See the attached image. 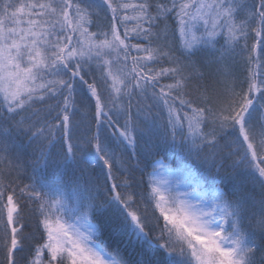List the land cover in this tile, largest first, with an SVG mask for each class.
I'll return each mask as SVG.
<instances>
[{"label":"snow or ice","instance_id":"6c2138e0","mask_svg":"<svg viewBox=\"0 0 264 264\" xmlns=\"http://www.w3.org/2000/svg\"><path fill=\"white\" fill-rule=\"evenodd\" d=\"M0 264H264V0H0Z\"/></svg>","mask_w":264,"mask_h":264},{"label":"rangeland","instance_id":"374dc122","mask_svg":"<svg viewBox=\"0 0 264 264\" xmlns=\"http://www.w3.org/2000/svg\"><path fill=\"white\" fill-rule=\"evenodd\" d=\"M160 178L164 179V180H171L172 179L170 176H168L166 174L164 176L160 177Z\"/></svg>","mask_w":264,"mask_h":264},{"label":"trees","instance_id":"16d2710c","mask_svg":"<svg viewBox=\"0 0 264 264\" xmlns=\"http://www.w3.org/2000/svg\"><path fill=\"white\" fill-rule=\"evenodd\" d=\"M167 82V81H166ZM37 107H39V105H37Z\"/></svg>","mask_w":264,"mask_h":264}]
</instances>
